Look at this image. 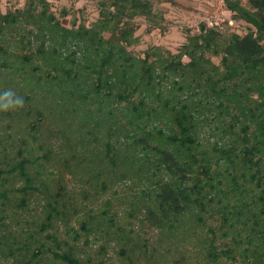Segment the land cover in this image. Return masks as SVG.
<instances>
[{
    "label": "trees",
    "instance_id": "16d2710c",
    "mask_svg": "<svg viewBox=\"0 0 264 264\" xmlns=\"http://www.w3.org/2000/svg\"><path fill=\"white\" fill-rule=\"evenodd\" d=\"M226 1L177 54L130 50L152 0L0 8V264H264V0Z\"/></svg>",
    "mask_w": 264,
    "mask_h": 264
},
{
    "label": "rangeland",
    "instance_id": "374dc122",
    "mask_svg": "<svg viewBox=\"0 0 264 264\" xmlns=\"http://www.w3.org/2000/svg\"><path fill=\"white\" fill-rule=\"evenodd\" d=\"M31 0H0L3 12L25 8ZM37 2L39 0H36ZM109 0H48L51 11L60 21L70 27L73 24L94 25L99 17L101 7ZM243 6L248 0H240ZM153 14L151 18L139 17L136 22L139 29L135 36L136 43L131 46L137 55H143L149 48L160 47L174 54L179 52L187 39L200 33L203 18L209 9L208 0H152ZM229 16L231 12L227 10ZM246 24H227L221 30L225 34L248 32ZM219 63L218 58L213 59ZM122 189V188H120Z\"/></svg>",
    "mask_w": 264,
    "mask_h": 264
},
{
    "label": "built area",
    "instance_id": "2783aa9c",
    "mask_svg": "<svg viewBox=\"0 0 264 264\" xmlns=\"http://www.w3.org/2000/svg\"><path fill=\"white\" fill-rule=\"evenodd\" d=\"M209 9L203 18V24L208 29L221 30L233 21L228 16V3L226 0H208Z\"/></svg>",
    "mask_w": 264,
    "mask_h": 264
},
{
    "label": "clouds",
    "instance_id": "9594fccd",
    "mask_svg": "<svg viewBox=\"0 0 264 264\" xmlns=\"http://www.w3.org/2000/svg\"><path fill=\"white\" fill-rule=\"evenodd\" d=\"M25 105L24 97L11 88L0 91V112L22 109Z\"/></svg>",
    "mask_w": 264,
    "mask_h": 264
}]
</instances>
